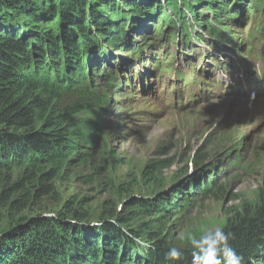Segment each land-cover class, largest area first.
I'll return each mask as SVG.
<instances>
[{"label": "trees", "instance_id": "1", "mask_svg": "<svg viewBox=\"0 0 264 264\" xmlns=\"http://www.w3.org/2000/svg\"><path fill=\"white\" fill-rule=\"evenodd\" d=\"M160 1L0 0V264H191V249H181L180 261H168L169 247L156 229H137L130 220L135 211L142 219L175 214L183 208L180 201L195 200L192 195L223 196L230 183L224 176L230 153L190 161L197 169L193 178L187 179L183 171L170 194L126 201L134 211H95L96 200L78 194L56 209L40 207L44 200L56 206L61 199L57 182L62 164L84 163L95 152L97 137L105 129L100 120L115 108L113 101L118 96L129 101L138 92V69L151 75L179 66L175 57L171 62L167 57L170 48H163L176 47L178 33L186 60L187 52H197L190 50L191 40L213 38L214 48L221 50L219 41L236 45L232 30L242 31L258 18L264 22V0H163L170 13L162 12L165 21L147 28L155 14L152 8ZM199 11L203 22L194 15ZM180 14L191 19L194 32L187 31L189 22L179 24ZM221 15L225 21L218 23ZM138 20L147 33L143 42L135 43L131 35ZM166 22L178 27L163 30ZM255 30L245 52L263 51L264 32L259 26ZM66 55L77 58L79 68ZM186 72L175 71L188 88ZM189 75H197L195 67ZM48 105L52 108L46 113ZM169 161L155 162V171L167 170ZM75 179L91 180L80 172ZM240 202L231 209L226 231L235 233L231 243L243 264H264V184L255 187L252 200ZM107 255L113 257L111 262Z\"/></svg>", "mask_w": 264, "mask_h": 264}, {"label": "rangeland", "instance_id": "2", "mask_svg": "<svg viewBox=\"0 0 264 264\" xmlns=\"http://www.w3.org/2000/svg\"><path fill=\"white\" fill-rule=\"evenodd\" d=\"M163 3L162 0L152 8L155 14L146 23L147 28L152 29L156 24L165 21L164 18L160 19V14L170 11ZM248 8L247 6L246 11ZM260 8L264 9L263 3ZM194 15L204 21L200 17V11ZM183 20L191 26V30L187 26V31L194 32L191 19L180 14L179 24ZM217 21L223 23L225 18L221 15ZM136 25L131 39L140 43L143 42L142 38L146 37L144 34L147 31L146 28L141 29L139 20ZM60 26L64 24L60 23ZM61 27L60 31L66 32L65 28ZM173 27L178 26L163 23V30ZM67 33H71L69 27ZM179 36L181 32L177 34L175 41L176 56L182 52L180 48L183 39L181 37L180 40ZM191 41L194 47L203 52H210L205 42L198 41L196 45L195 41ZM163 48L165 51L171 48V56L175 52V44ZM170 55L167 57L171 62ZM65 59L79 68L78 59L73 55H66ZM198 59L199 57L195 58L194 62H188L199 65ZM131 60L137 61L135 58ZM203 65L202 63L200 67ZM251 66L254 69L251 74L243 71L224 74L207 68L217 73L215 78L212 75L196 77L191 81L192 87L180 89L179 84H175L170 69L162 70L161 73L155 72L152 78L149 77L151 75L140 71L146 80L151 81V89L147 90L148 85L144 80L145 92L140 90L139 93L133 94L129 101L124 102V97L121 96L113 101L115 108L110 109L105 118L100 120L105 129H102L101 135L97 137L95 152L84 163L62 164L57 182V185L61 186V199L57 200L56 206L51 205L54 207L47 206L48 199L44 200L40 207L44 210L56 209L69 197L78 194L88 196L89 200H96L93 205L95 211L101 210L102 207L110 208V211L116 213L134 211L136 209L132 203L128 206L124 203L134 198L151 200L160 193L170 194L171 187L183 179V176L177 178L183 171H187V179L193 178L197 169L191 166L190 161L208 160L221 154L228 156L230 153L227 158L230 167L225 169L224 175L230 179V183L227 184L223 196L205 198L192 195L191 198L195 200L187 202L188 204L180 201L178 205L184 210L178 207L175 214L161 217L152 215L142 219L140 212L135 211V217L130 220L137 229H156L159 239L166 246L186 250L191 249L188 237L192 234L199 235L204 230L215 227L226 231L231 225V209L239 206L242 200H252L255 187L264 184V84L260 83L261 79L264 80V68L257 60L252 61ZM256 80H259L256 84H261L262 89L253 87ZM214 81L219 83L218 88L211 87ZM136 82H140V79H136L135 84ZM235 84L240 87L238 91L228 90V87ZM111 99L114 100L113 91ZM51 108L52 106L48 105L44 111ZM45 152L48 154V149H45ZM62 153L67 155L66 150ZM163 160H170V167L167 170L155 171V162ZM234 162L235 165L232 166ZM79 172L89 176L91 180L81 182L75 179ZM143 174L148 177L145 181ZM92 227L98 230L95 226ZM181 233L185 236L184 240L178 239ZM112 259L110 255L106 256L107 261L111 262Z\"/></svg>", "mask_w": 264, "mask_h": 264}, {"label": "clouds", "instance_id": "3", "mask_svg": "<svg viewBox=\"0 0 264 264\" xmlns=\"http://www.w3.org/2000/svg\"><path fill=\"white\" fill-rule=\"evenodd\" d=\"M178 239L184 240V234L181 233ZM234 239L235 233L220 227L208 228L199 235H190L188 243L191 247V264H243V257L231 243ZM137 243L145 248L150 247L142 240ZM182 255L181 249L171 246L166 251L165 258L168 261H180Z\"/></svg>", "mask_w": 264, "mask_h": 264}, {"label": "bare ground", "instance_id": "4", "mask_svg": "<svg viewBox=\"0 0 264 264\" xmlns=\"http://www.w3.org/2000/svg\"><path fill=\"white\" fill-rule=\"evenodd\" d=\"M264 42V41H263ZM235 66H237V64L235 63Z\"/></svg>", "mask_w": 264, "mask_h": 264}]
</instances>
